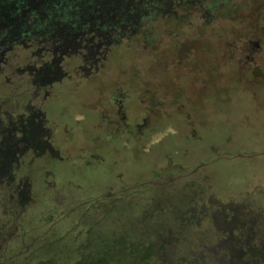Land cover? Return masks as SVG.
<instances>
[{"label":"trees","instance_id":"1","mask_svg":"<svg viewBox=\"0 0 264 264\" xmlns=\"http://www.w3.org/2000/svg\"><path fill=\"white\" fill-rule=\"evenodd\" d=\"M194 3L206 14L212 13L209 0H185L180 5L192 7ZM174 4L172 0H0V74L14 48L13 55L23 50L33 62L24 65L22 60L15 69L20 77L29 75L33 86L28 93L24 91L25 96L19 94L20 106L14 111L18 115L0 119V131L7 134L0 142V264H264V247L256 249L257 242L264 244L263 184L251 185L249 179V190L242 184V175L234 187L224 186L226 178L205 177L206 167L213 168L210 158L185 153L188 141L197 143L193 131L186 145L179 146L177 153L182 158L177 157V150L163 154L168 168L188 165L195 183L190 177L183 184L173 172L162 174L151 166L146 174L153 176L147 180L141 176L125 182L121 173L114 180L116 185L100 193L91 186L77 184L70 189L66 180L61 185L54 181L51 165L56 168L67 160L76 166L74 173L106 170L109 174L113 170L106 159H99L106 153L104 145L96 152L86 140L80 148L78 134L65 141L72 123L52 115L51 108V92L59 91L62 101L65 89L56 85L38 97L40 91L55 80L54 74L59 78L65 73L71 79V71H61L59 65L74 54L81 56L83 66L72 75L82 77L83 82L91 80L95 72L89 69L101 61L100 46L108 51L121 39L123 32H115L118 28L132 25L137 32L145 16L157 20L163 13H171ZM42 54L50 61L36 70ZM66 98L65 104L70 103ZM102 119L110 125L109 118ZM50 120L55 122L49 124ZM110 128L106 141L111 152L131 151L122 143L119 130ZM84 149L88 152L83 153ZM138 153L140 164L146 152ZM28 154L31 160L26 159ZM41 191L63 203L43 220L32 209L38 195L43 196ZM237 197L240 205L230 204ZM232 210L240 213L238 219L229 218ZM220 217L225 219L223 226L215 229ZM206 222L213 230L203 227ZM10 229L21 230L27 239L12 240Z\"/></svg>","mask_w":264,"mask_h":264},{"label":"rangeland","instance_id":"2","mask_svg":"<svg viewBox=\"0 0 264 264\" xmlns=\"http://www.w3.org/2000/svg\"><path fill=\"white\" fill-rule=\"evenodd\" d=\"M172 1L177 6L171 13H163L157 20L145 16L137 32H133L132 25L125 30L118 28L115 32H123L121 39L108 51L100 46L101 61L94 68L88 65L95 72L91 80L83 82L82 77L72 75L83 66L81 56L74 54L59 65L61 71H71V79L65 78V73L59 78L54 74L55 80L40 91L38 97L56 85L65 89L62 101L59 91L51 92V108L55 111L52 115L58 114L72 123L65 141L78 134L80 148H84L86 140L92 142L96 152L104 145L106 153L99 159H106L113 170L109 174L106 170L74 173L76 166L67 160L56 168L51 165L57 185L66 180L70 189L80 184L100 193L112 188L121 173L125 182L141 176L147 180L153 176L146 174L149 166L162 174L173 172L183 184L190 177L195 183L188 165L168 168L164 157L177 150L180 158L179 146L186 145L193 131L197 143L188 141L190 146L185 153L196 152L201 159L210 158L213 168L206 167L205 177L211 174L216 179L226 178L224 186L234 187L242 175L243 185L248 186L252 179L251 185L259 182L264 186V0H209L212 13L208 14L197 3L182 7L180 3L185 0ZM96 36L101 39V34ZM112 38L115 39L114 35ZM14 51L15 48L8 54L0 74L1 121L2 115H18L14 111L20 106V96L33 87L29 75L24 74L23 78L15 73L22 60L24 65H33L32 59L23 50H16L18 55H13ZM48 61V55L42 54L36 70ZM66 96L70 99L68 104ZM102 117L109 118L110 125ZM52 122L55 120L49 124ZM110 126L119 130L122 143H127L131 151L124 152L119 147L123 154L111 152V144L106 141ZM169 135L174 137L168 139ZM6 136L0 131V142ZM86 152L84 149L83 153ZM138 152H146V159L143 155L145 161L140 164ZM26 159L31 160L32 156L28 154ZM41 193L43 196L38 195L32 209L43 220L48 213L61 209L58 205L63 203ZM240 201L237 197L230 204L240 205ZM228 215L238 219L240 213L232 210ZM224 220L217 218L215 229L223 226ZM209 224L206 222L203 227L213 230ZM10 230L12 240L27 239L21 230ZM263 247L262 241L257 242V250Z\"/></svg>","mask_w":264,"mask_h":264}]
</instances>
